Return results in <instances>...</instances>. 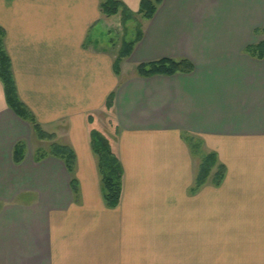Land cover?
<instances>
[{
	"label": "crops",
	"instance_id": "1",
	"mask_svg": "<svg viewBox=\"0 0 264 264\" xmlns=\"http://www.w3.org/2000/svg\"><path fill=\"white\" fill-rule=\"evenodd\" d=\"M119 1L124 24L101 14V0H0L17 98L73 150L77 183L62 160H36L39 139L0 81V264H264V59L245 52L264 40V0H161L150 19L141 0ZM106 30L120 43L103 46ZM136 39L115 73L121 44ZM182 58L192 72L136 74ZM101 115L122 168L113 209L90 144ZM210 152L223 179L215 185L214 168L192 191Z\"/></svg>",
	"mask_w": 264,
	"mask_h": 264
},
{
	"label": "trees",
	"instance_id": "2",
	"mask_svg": "<svg viewBox=\"0 0 264 264\" xmlns=\"http://www.w3.org/2000/svg\"><path fill=\"white\" fill-rule=\"evenodd\" d=\"M161 0H141L139 13L142 18L150 19ZM99 10L105 17H112L118 13H122V24H124L131 16L119 0H101ZM264 34V26L261 30L256 31ZM4 31L0 28V81L4 88L6 101L10 108L22 119L27 120L34 130L36 137L39 140L51 141L48 150L38 149L36 153V160H41L45 156H53L62 160L71 174V187L76 192V179L73 177L75 154L73 150L64 144L54 142L55 135L45 131L41 125L36 121L32 113L18 100L15 90V84L12 77L10 60L7 56L4 47ZM137 41L123 42L118 51L117 57L114 61L115 73L119 72L121 62L127 58L132 48ZM245 52L252 57L264 59V40L258 44L249 45L245 48ZM193 71V65L187 59H160L150 63L139 64L136 66V74L142 77H150L156 74L172 75L174 73H190ZM114 95L111 93L105 103L106 109L113 106ZM88 124L93 123V116L87 117ZM90 144L93 153L97 157V169L100 175L102 196L107 208H116L120 203L122 191V168L120 161L115 154L109 138H107L101 131L91 128ZM192 151L197 153L199 147L197 144H192ZM25 145L23 142H18L13 149V160L15 163H20L24 158ZM217 168L214 175V183L218 185L224 176V167L218 164L216 154L214 152L201 155L200 164L196 173L195 183L192 191L198 190L208 179L211 171Z\"/></svg>",
	"mask_w": 264,
	"mask_h": 264
},
{
	"label": "rangeland",
	"instance_id": "3",
	"mask_svg": "<svg viewBox=\"0 0 264 264\" xmlns=\"http://www.w3.org/2000/svg\"><path fill=\"white\" fill-rule=\"evenodd\" d=\"M121 23H122V20H121ZM127 34H126V38L129 39L131 37V35L129 34V32ZM98 39H99L100 43L103 44V46L106 45V46L111 48V47H114L115 45H117L118 43H120L121 36L117 33L116 30H111V32L106 30V34L103 37L100 36ZM131 71L132 70H131V66L130 65H128V64H124L123 65L122 74L124 76H127ZM100 119H101L100 123H101L102 130H103L104 134H106L107 138H109L111 140V138H112L111 137L112 136L111 127L107 126V123H106L107 121H106L105 117H103L101 115ZM54 142H56V140H54ZM57 142H60V141H57ZM50 143H51V141H48V140L39 141L36 138H33L29 142L30 146L32 147V150H35L38 147H40V148H42L44 150H48ZM214 168H216V167H214Z\"/></svg>",
	"mask_w": 264,
	"mask_h": 264
}]
</instances>
